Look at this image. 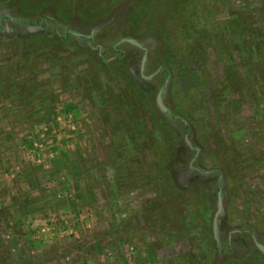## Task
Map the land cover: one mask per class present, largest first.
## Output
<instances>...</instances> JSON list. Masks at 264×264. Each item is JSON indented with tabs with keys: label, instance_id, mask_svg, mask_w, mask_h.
<instances>
[{
	"label": "rangeland",
	"instance_id": "1",
	"mask_svg": "<svg viewBox=\"0 0 264 264\" xmlns=\"http://www.w3.org/2000/svg\"><path fill=\"white\" fill-rule=\"evenodd\" d=\"M255 243L264 0H0V264H264Z\"/></svg>",
	"mask_w": 264,
	"mask_h": 264
},
{
	"label": "trees",
	"instance_id": "2",
	"mask_svg": "<svg viewBox=\"0 0 264 264\" xmlns=\"http://www.w3.org/2000/svg\"><path fill=\"white\" fill-rule=\"evenodd\" d=\"M43 17H45V16H41L37 20L40 21V19H42ZM66 36H69V37H77V38L82 37L81 35L75 33L74 31H69V33H67ZM125 40H126L127 43H133V42H130L129 40H127V39H125ZM114 46H116V45H114ZM113 49L118 54L116 56V58H121V56L124 54V52L122 50H120L119 47H113ZM161 67L163 68V71H164V73H166L167 78H168L170 76L169 74H171L170 69H168V66L166 64H162ZM160 108L164 112L166 118H168L169 120H173V121H174V119H176L175 113L170 108L169 109H164L162 106ZM191 169H193V168H191ZM197 171H199L202 174H205L204 172H202L203 170H201V169H198ZM212 173H216L218 175L217 191L219 192L218 195L220 197L221 191L223 190V188H222V178L220 176V175H222V171L217 169V170H213ZM222 193H223V191H222ZM214 227H215V224H214ZM217 228H218V224H217ZM217 236H218V231L215 232V234L213 236L214 243H215V247L219 251H222V253L232 252L233 251V248H232V246L230 244V241L227 243V246L226 247L222 248L219 245V242L217 241ZM255 244H256V248L259 249V251H261L263 253L264 250L260 248L259 243H255Z\"/></svg>",
	"mask_w": 264,
	"mask_h": 264
},
{
	"label": "water",
	"instance_id": "3",
	"mask_svg": "<svg viewBox=\"0 0 264 264\" xmlns=\"http://www.w3.org/2000/svg\"><path fill=\"white\" fill-rule=\"evenodd\" d=\"M127 40H129L130 42H133V43H135V44L140 45L138 42H135V41H133V40H131V39H127ZM158 100H159L160 105H161L164 109H166V107L164 106V104H163V102H162V93H161V92H160V94H159ZM222 204H223V201H222V196H221V194H220V197H219V209H218V213H217L216 218H215V231H216V232H217V222H216V220H217L218 214H219V212H220V210H221V208H222ZM259 246H260L261 249L264 250V246H263L262 244H259Z\"/></svg>",
	"mask_w": 264,
	"mask_h": 264
}]
</instances>
